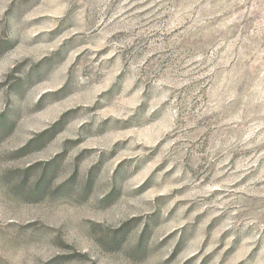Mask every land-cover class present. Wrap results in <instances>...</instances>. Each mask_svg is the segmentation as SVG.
Returning <instances> with one entry per match:
<instances>
[{
  "label": "rangeland",
  "instance_id": "374dc122",
  "mask_svg": "<svg viewBox=\"0 0 264 264\" xmlns=\"http://www.w3.org/2000/svg\"><path fill=\"white\" fill-rule=\"evenodd\" d=\"M0 264H264V0H0Z\"/></svg>",
  "mask_w": 264,
  "mask_h": 264
}]
</instances>
